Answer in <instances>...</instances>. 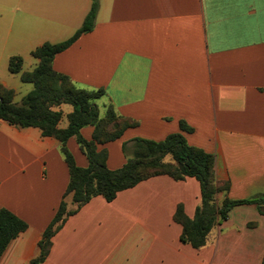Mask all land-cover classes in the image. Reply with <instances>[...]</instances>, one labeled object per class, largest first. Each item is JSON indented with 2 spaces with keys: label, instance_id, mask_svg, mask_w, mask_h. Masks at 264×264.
I'll return each mask as SVG.
<instances>
[{
  "label": "crops",
  "instance_id": "crops-1",
  "mask_svg": "<svg viewBox=\"0 0 264 264\" xmlns=\"http://www.w3.org/2000/svg\"><path fill=\"white\" fill-rule=\"evenodd\" d=\"M95 1L94 30L57 54L53 68L79 88L105 90L95 100L101 117L112 107L137 123L98 146L108 151V168H122L137 139L159 142L182 133L189 145L214 156L217 180L230 182L227 194H217L219 204L264 194V0H0L2 40L5 46L12 36L37 41L31 53L64 42ZM35 60L25 69L23 58V71L34 70ZM8 71L0 83L20 102L23 81L9 64ZM53 109L63 113L60 128L66 129L73 106ZM94 131L85 126L81 134L91 141ZM61 146L39 128L0 120V209L29 224L0 264H31L40 255L70 183ZM67 146L87 168L77 139ZM201 198L196 178L169 175L144 180L112 202L95 197L68 217L41 264H263L264 215L255 205L233 208L201 249L181 241L177 209L194 218ZM65 200L75 207L72 195Z\"/></svg>",
  "mask_w": 264,
  "mask_h": 264
},
{
  "label": "trees",
  "instance_id": "trees-1",
  "mask_svg": "<svg viewBox=\"0 0 264 264\" xmlns=\"http://www.w3.org/2000/svg\"><path fill=\"white\" fill-rule=\"evenodd\" d=\"M99 4L94 2L82 27L70 39L61 43H45L32 52L39 60L32 71H23V58L12 56L9 70L19 74L24 83L33 85V89L15 101V91L0 83V120L20 127H36L44 136L58 139L62 146L65 161L70 171V183L61 205L43 234L40 242V255L31 264H41L48 258L53 238L59 232L69 216L77 213L93 198L102 196L108 202L114 201L124 190L134 188L139 183L159 175H169L177 181L188 177L196 178L201 184V204L194 218H189L182 206L175 214V220L183 226L181 241L195 249L204 247L212 230L221 222L228 220L233 208L240 205H255L264 215V194L245 200L225 198L222 204L217 201V194L228 193L230 182L219 181L214 170V156L202 149L188 144L182 133L169 135L163 141L137 139L134 156L119 169L111 170L107 166V149H98L120 139L124 132L137 125L131 119L120 117L109 107L104 117L100 116L95 100L105 95L104 89L88 90L77 87L70 77L58 73L53 68L57 54L65 51L83 34L90 33L96 25ZM62 104L73 106L74 111L68 116L69 126L60 128L63 117L61 111L53 107ZM85 126L95 128L93 140H86L81 130ZM183 130H191L182 122ZM75 137L89 159V166L77 165L67 143ZM170 156L172 161H166ZM72 195L74 208L69 209L66 197ZM29 228V224L6 208L0 209V257L10 243ZM264 264V263H263Z\"/></svg>",
  "mask_w": 264,
  "mask_h": 264
},
{
  "label": "rangeland",
  "instance_id": "rangeland-1",
  "mask_svg": "<svg viewBox=\"0 0 264 264\" xmlns=\"http://www.w3.org/2000/svg\"><path fill=\"white\" fill-rule=\"evenodd\" d=\"M5 12H6V15H10L11 10L5 9ZM35 42L37 41L23 42L21 40H17L16 37L12 36L9 39L8 44L5 46V41L2 40V30H0V73L4 72L5 74L8 75L9 59L12 56V54L19 53V52L22 53V57L25 60V69L33 68L32 64L36 60L31 53V50H32L31 48H32V44ZM20 85H21L20 91H21L22 97L26 96L33 89L32 84L20 82ZM126 152H127V156H130L129 151L127 150ZM166 161H172V158L168 156L166 158Z\"/></svg>",
  "mask_w": 264,
  "mask_h": 264
}]
</instances>
